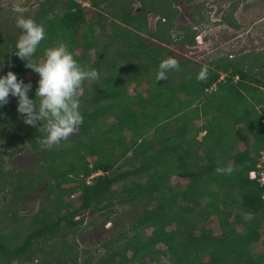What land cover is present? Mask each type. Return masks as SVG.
<instances>
[{
    "label": "trees",
    "instance_id": "1",
    "mask_svg": "<svg viewBox=\"0 0 264 264\" xmlns=\"http://www.w3.org/2000/svg\"><path fill=\"white\" fill-rule=\"evenodd\" d=\"M87 1L95 18L80 0H39L23 13L45 27L36 60L64 44L99 79L79 89L83 123L56 145L24 123L17 98L0 108V264H264V49L179 59L176 49L198 51L201 30L173 34L176 0H138L139 12L136 0ZM240 2L222 19L236 29ZM150 13L161 15L153 32ZM2 15L0 75L30 81L32 98L38 74L12 54L21 30ZM168 57L180 68L156 81ZM26 151L30 163L11 164ZM119 205L134 207L133 220L83 246Z\"/></svg>",
    "mask_w": 264,
    "mask_h": 264
},
{
    "label": "clouds",
    "instance_id": "2",
    "mask_svg": "<svg viewBox=\"0 0 264 264\" xmlns=\"http://www.w3.org/2000/svg\"><path fill=\"white\" fill-rule=\"evenodd\" d=\"M12 12L18 14L16 25L21 30L12 54L26 62L25 66L38 74L39 78L34 97L30 98L29 93L33 88L30 81L26 83L18 79L13 71L0 75V108L9 102L10 96L17 98V112L23 115L25 124L34 127L39 124L38 131L44 134L43 145L59 144L83 123L78 92L85 81H97L99 72L95 68L82 67L64 44L46 48L43 62L36 60L37 49L46 37L45 27L31 17L22 15L26 9L19 4L12 7ZM220 22L223 23L222 20ZM199 23L194 27L200 29ZM201 34L202 31L198 36ZM179 68L177 59H164L158 66L156 81L167 80L168 74ZM2 69L3 63L0 64ZM207 75L208 68L204 66L197 79L203 80Z\"/></svg>",
    "mask_w": 264,
    "mask_h": 264
},
{
    "label": "rangeland",
    "instance_id": "3",
    "mask_svg": "<svg viewBox=\"0 0 264 264\" xmlns=\"http://www.w3.org/2000/svg\"><path fill=\"white\" fill-rule=\"evenodd\" d=\"M39 0H0V13L2 16L8 18L17 17L18 14L12 12V7L19 4L26 10L33 8L38 4ZM86 7L87 16L89 19L95 18L97 8H94L89 1L80 0ZM192 2L178 3L177 7L180 11L175 17V29L172 32H182L183 26H195L192 20L194 5L202 0H193ZM235 0H209L213 9L217 13L218 9L223 10L224 7L229 6ZM137 5H139L137 3ZM212 9V11H213ZM139 11V9L137 8ZM23 15V14H22ZM210 15V14H209ZM237 16L242 22L243 27L238 30L231 28L225 23L220 22L221 15L215 14L213 16L216 20L205 21L199 23L198 27L202 31L200 43L198 44V51L192 53H182L177 50L179 59L185 57H193L198 61L208 62V60L218 54H225L228 52L234 54L245 53L253 50L264 49V0H241L238 7ZM191 18V19H190ZM151 23V22H150ZM150 30H155L153 21ZM198 24V23H197ZM172 47V45H170ZM205 132H202V135ZM14 147V145H11ZM32 155L30 153L22 152L17 154L11 159L12 165L23 167L30 163ZM179 178L174 177L173 180L177 181ZM44 187L39 189L36 193L32 194L28 199V211H36L39 207V196ZM69 200L77 201L78 195L75 194L68 198ZM78 203V202H77ZM119 212L114 216L112 221L108 222L105 226H99L95 230L89 232L86 236L79 239L83 246L93 247L95 244H100L108 239L111 235L115 234L118 228H122L133 220L135 209L131 205H119ZM89 213V212H88ZM90 218V217H89ZM103 251V250H102ZM16 264V263H15Z\"/></svg>",
    "mask_w": 264,
    "mask_h": 264
},
{
    "label": "flooded vegetation",
    "instance_id": "4",
    "mask_svg": "<svg viewBox=\"0 0 264 264\" xmlns=\"http://www.w3.org/2000/svg\"><path fill=\"white\" fill-rule=\"evenodd\" d=\"M193 2L194 3V1L193 0H176L174 3H173V5H174V7L175 8H177V10H178V12L180 11V7L178 8L177 7V4L178 3H182V2ZM237 0H235V1H233L229 6H227V7H224L223 8V10H220L219 11V9H218V11H217V13L215 12V10L213 9L214 7H213V5H211V3L209 2V0H202V1H200V2H198V3H196L195 5H194V7H195V9H194V11H193V16H192V20H194V23H195V25L197 24V23H199V12H198V6H200V4L201 3H204L205 4V7H204V9H203V12L205 13V19L206 20H204V21H210V19L211 20H216V19H214L213 18V16L215 15V14H217V15H221V17L219 18V20H222L223 19V15L224 14H227L228 12H231V10H233L232 9V6H233V4H234V2H236ZM137 3L139 4V5H137ZM241 3V2H240ZM240 3H238V7H239V5H240ZM134 5H135V11L136 12H139L140 10H141V3H139V1L138 0H136L135 2H134ZM238 7L234 10V14H235V16L237 17V19L239 20V17L237 16V11H238ZM137 8L139 9V11L137 10ZM212 9H213V11H212ZM178 12H177V14H178ZM177 14H176V16L175 17H177ZM210 14V15H209ZM161 17V15L160 14H158V13H150L149 14V16H148V19H149V25L152 27V21H153V25H154V28L156 29V26H157V22H158V20H159V18ZM191 19V18H190ZM163 20H165V18H163ZM151 22V23H150ZM174 22H175V18H174ZM223 23H225L226 25H228L229 27H231V28H234V27H232L231 25H229L227 22H223ZM150 26H149V28H150ZM183 27H185V26H183ZM182 27V28H183ZM193 27H194V25H193ZM182 28H181V30H182ZM173 29H175V27L173 28ZM241 29V28H240ZM240 29H238V30H240ZM178 33H181V32H177V34ZM173 34L176 36L177 34H175L174 32H173Z\"/></svg>",
    "mask_w": 264,
    "mask_h": 264
},
{
    "label": "built area",
    "instance_id": "5",
    "mask_svg": "<svg viewBox=\"0 0 264 264\" xmlns=\"http://www.w3.org/2000/svg\"><path fill=\"white\" fill-rule=\"evenodd\" d=\"M200 38H201V35L197 36V39H198V44L200 43ZM99 173H95L93 176L97 175ZM92 176V177H93ZM251 177H256V172H251ZM263 182H264V177L261 179Z\"/></svg>",
    "mask_w": 264,
    "mask_h": 264
}]
</instances>
